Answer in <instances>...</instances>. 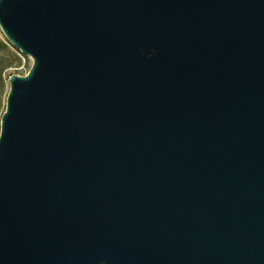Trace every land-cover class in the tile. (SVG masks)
<instances>
[{"label": "water", "instance_id": "obj_1", "mask_svg": "<svg viewBox=\"0 0 264 264\" xmlns=\"http://www.w3.org/2000/svg\"><path fill=\"white\" fill-rule=\"evenodd\" d=\"M32 65L0 118V264H264V0H0Z\"/></svg>", "mask_w": 264, "mask_h": 264}, {"label": "rangeland", "instance_id": "obj_2", "mask_svg": "<svg viewBox=\"0 0 264 264\" xmlns=\"http://www.w3.org/2000/svg\"><path fill=\"white\" fill-rule=\"evenodd\" d=\"M31 65V59L11 46L0 30V118L5 111L9 77L26 75Z\"/></svg>", "mask_w": 264, "mask_h": 264}]
</instances>
